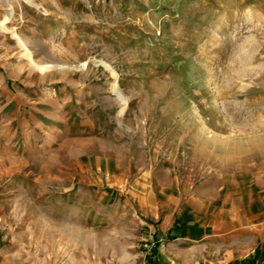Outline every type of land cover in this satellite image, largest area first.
Segmentation results:
<instances>
[{"label":"rangeland","instance_id":"374dc122","mask_svg":"<svg viewBox=\"0 0 264 264\" xmlns=\"http://www.w3.org/2000/svg\"><path fill=\"white\" fill-rule=\"evenodd\" d=\"M200 187L242 192L212 233L254 260L264 0H0V264H156Z\"/></svg>","mask_w":264,"mask_h":264},{"label":"crops","instance_id":"0c3cea01","mask_svg":"<svg viewBox=\"0 0 264 264\" xmlns=\"http://www.w3.org/2000/svg\"><path fill=\"white\" fill-rule=\"evenodd\" d=\"M99 138L101 137L98 134L94 136L95 140ZM218 175L222 176L224 184L225 182L235 183L236 185L233 186L239 187L240 191L243 188L239 184H242L241 182L246 184L245 179L248 176L241 172V168L236 170L232 167L231 170L225 168L218 171ZM185 191L188 189L185 188ZM207 191L200 187L195 191L196 196L189 200L173 199L174 201H171L170 216L166 221L167 231L163 236L167 235L172 239L168 238L157 248L156 264H245L246 255L252 250L245 252L244 240L238 241L237 244H230L223 241L220 236H213L212 233L221 222L228 223L229 218L240 215L241 208L244 207L242 192L235 190L218 198H207ZM225 191L226 187L223 186L220 192L225 193ZM146 199L149 197L146 196ZM146 203L155 205L154 201L153 204ZM253 210L256 209L253 208ZM211 212L215 216L220 213L222 217L209 221L206 217L207 213L211 214ZM263 253L264 251L259 252L254 260L250 258L248 264H264V258L261 259Z\"/></svg>","mask_w":264,"mask_h":264},{"label":"bare ground","instance_id":"6f19581e","mask_svg":"<svg viewBox=\"0 0 264 264\" xmlns=\"http://www.w3.org/2000/svg\"><path fill=\"white\" fill-rule=\"evenodd\" d=\"M250 11V10H249ZM252 13V12H251ZM249 16V15H248ZM35 41V40H34ZM33 42V41H32ZM192 93V92H191ZM186 95H187V97H186V101L189 103H193V98H194V96H193V98H192V94H187L186 93ZM186 102V103H187ZM63 103V102H62ZM181 104L180 103H176V106H178V110L182 113V112H185V113H193V112H195V107H193V108H191V107H187V109L186 110H183V107H181L180 106ZM189 115V114H188Z\"/></svg>","mask_w":264,"mask_h":264}]
</instances>
